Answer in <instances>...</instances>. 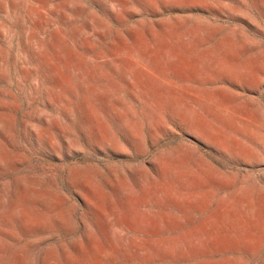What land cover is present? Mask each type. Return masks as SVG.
Here are the masks:
<instances>
[{
    "label": "rangeland",
    "instance_id": "obj_1",
    "mask_svg": "<svg viewBox=\"0 0 264 264\" xmlns=\"http://www.w3.org/2000/svg\"><path fill=\"white\" fill-rule=\"evenodd\" d=\"M0 264H264V0H0Z\"/></svg>",
    "mask_w": 264,
    "mask_h": 264
}]
</instances>
